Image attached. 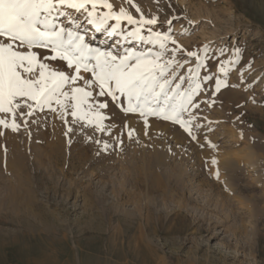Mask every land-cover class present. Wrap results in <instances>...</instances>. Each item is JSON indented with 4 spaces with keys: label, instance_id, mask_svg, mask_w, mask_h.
<instances>
[{
    "label": "rangeland",
    "instance_id": "obj_1",
    "mask_svg": "<svg viewBox=\"0 0 264 264\" xmlns=\"http://www.w3.org/2000/svg\"><path fill=\"white\" fill-rule=\"evenodd\" d=\"M108 2L156 23L121 20L109 36L115 20L97 32L86 13L63 9L58 22L118 58H174L184 65L169 70L184 77L174 82L181 91L194 87L188 69L202 61L201 88L181 113L195 139L172 120L126 112L124 96L97 95L83 69L84 80L64 90L85 87L90 103H107L105 131L75 121L71 109L62 115L55 102L56 111L32 116L17 109L18 130L0 126V264H264V0H132L139 12L127 0ZM107 11L98 7L97 15ZM137 28L144 40L128 35ZM155 32L176 44L149 43ZM177 45L183 51L173 53ZM44 62L75 75L65 61ZM218 81L226 86L216 91ZM0 119L11 122L10 114ZM57 140L64 146L50 150Z\"/></svg>",
    "mask_w": 264,
    "mask_h": 264
},
{
    "label": "snow or ice",
    "instance_id": "obj_2",
    "mask_svg": "<svg viewBox=\"0 0 264 264\" xmlns=\"http://www.w3.org/2000/svg\"><path fill=\"white\" fill-rule=\"evenodd\" d=\"M127 2L137 12L140 11L132 0ZM98 7L107 8L108 11L97 15ZM112 8L113 5L108 0H0V113L11 116V122L8 119H0V126L17 131L20 127L16 123L17 109L27 107L28 111L22 115L32 116L36 110L44 108L56 111L52 107L55 102L59 105L62 115L71 109L69 114L75 121H84L90 126L95 125L99 131H105V117L100 109L107 108L108 104L90 103L89 98L93 93L85 87H72L71 92L64 90L66 85H75L78 80H84L81 75L83 69L95 78L85 81V84L87 88L97 84V95L111 97L113 101H118L120 96H124L128 100L126 112L139 113L141 117L158 116L172 120L195 139L190 122L182 119L181 113L187 111V105L191 104L193 96L201 88L195 77L199 76L198 68L202 61L198 62L196 67L188 69L192 74L189 79L193 81L194 87L188 92L181 91V83L174 82H183L184 77L169 70L174 64L181 68L184 65L174 58L161 63L162 53L153 57L151 52L137 54L134 51H128L126 55L118 58L111 52L89 47L83 35L58 22L60 16H66L63 9L86 13L87 23L95 25L97 32L107 30L108 20H115L116 25L111 26L109 36L117 30L121 20L141 26L156 23L155 17L145 19L141 16L137 21L124 8H120L118 12L112 11ZM76 27L79 28L80 25L77 24ZM128 35L134 39H145L139 28ZM147 40L167 50L166 42L170 41L171 37L155 32ZM171 42L176 44L175 40ZM33 49L50 50L55 55L39 56ZM177 50L183 51L179 45L173 53ZM203 50L207 52V47ZM187 55L196 57L197 53L188 51ZM57 59L65 61L66 67L73 69L75 75L52 69L44 62ZM92 60L95 64H90ZM37 72L38 75L32 78ZM204 79L212 80L213 77L209 75ZM221 86L226 85L216 82V91H219ZM132 134L130 131L129 135ZM212 162L215 163V160Z\"/></svg>",
    "mask_w": 264,
    "mask_h": 264
},
{
    "label": "bare ground",
    "instance_id": "obj_3",
    "mask_svg": "<svg viewBox=\"0 0 264 264\" xmlns=\"http://www.w3.org/2000/svg\"><path fill=\"white\" fill-rule=\"evenodd\" d=\"M56 105V104H55ZM65 120V119H64ZM62 121V120H61ZM56 122V121H55ZM55 122H54V124H55ZM60 123H58L57 124V126L59 125ZM65 124V123H64ZM67 124V123H66ZM63 125V124H62ZM66 126V128L68 129V127L70 126H68V125H65ZM64 126V127H65ZM68 126V127H67ZM60 128V127H59ZM58 129V128H57ZM62 129V128H61ZM65 129V128H64ZM56 130V129H55ZM54 130V131H55ZM66 132H68V130L66 131ZM15 139V138H14ZM14 139H10V148H11V150L13 151V152H15L18 156H19V154H20V151L18 150L19 149V147L17 146V144H16V140L14 141ZM47 139V138H46ZM58 141V140H57ZM56 141V142H57ZM41 142V141H40ZM47 142V141H46ZM58 142H60V141H58ZM62 145L64 146V144H61V142H60V144L59 145H57V146H55V147H53V146H50L49 148H51L50 150H52V149H55L56 147H57V149H58V147H61L62 148ZM8 146V145H7ZM9 147V146H8ZM42 147H44V145L42 146ZM46 148H48V146L46 147ZM39 149V148H38ZM43 149V148H42ZM45 149V148H44ZM60 149V148H59ZM41 151V150H40ZM43 151V150H42ZM47 153V152H46ZM51 153V152H50ZM48 155H49V153H48ZM41 157V156H40ZM46 157V156H45ZM86 157V156H85ZM59 158V157H58ZM215 158V157H214ZM212 160V159H211ZM239 161H240V159H239ZM244 161V160H243ZM227 162H231V161H227ZM235 162V161H234ZM233 162V163H234ZM241 162V161H240ZM247 162V161H246ZM245 162V163H246ZM51 163V162H50ZM244 163V164H245ZM214 164V163H213ZM212 164V165H213ZM220 164V163H219ZM246 164H248V163H246ZM240 165V164H239ZM251 165V164H250ZM37 166V165H36ZM59 166V165H58ZM11 167V166H10ZM46 167V166H45ZM213 168H214V166H212ZM216 167H218V166H216ZM51 169V168H50ZM75 169V168H74ZM27 170V169H26ZM12 171V170H11ZM73 171V170H72ZM228 171V170H227ZM51 172V171H50ZM158 172V171H157ZM218 172V171H217ZM223 172V171H222ZM55 174V173H54ZM219 174H220V172H219ZM46 175V174H45ZM213 175V174H212ZM222 175V174H221ZM223 176V175H222ZM50 177V176H49ZM52 177V176H51ZM215 178V177H214ZM222 178V177H221ZM52 179V178H51ZM214 180V179H213ZM18 181V180H17ZM23 181V180H22ZM229 181V180H228ZM24 182V181H23ZM25 182H26V180H25ZM231 182V181H230ZM166 183V182H165ZM223 183V182H222ZM232 183V182H231ZM57 185V184H56ZM168 185V184H167ZM137 188V187H136ZM10 189H11V187H10ZM44 189V188H43ZM64 189V188H63ZM33 190V189H32ZM11 191V190H10ZM168 193V192H167ZM30 194V193H29ZM28 195V194H27ZM129 197V196H128ZM15 200V199H14ZM135 201V200H134ZM126 203V202H125ZM124 204V203H123ZM126 206V205H125ZM149 206V205H148ZM139 208V207H138ZM135 211H136V209H135ZM158 211V210H157ZM133 212V211H132ZM131 214V213H130ZM121 215V214H120ZM124 216V215H123ZM150 216V215H149Z\"/></svg>",
    "mask_w": 264,
    "mask_h": 264
}]
</instances>
